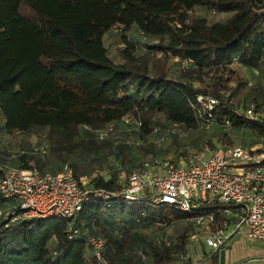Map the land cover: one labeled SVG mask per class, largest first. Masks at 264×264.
Wrapping results in <instances>:
<instances>
[{"label":"trees","instance_id":"obj_1","mask_svg":"<svg viewBox=\"0 0 264 264\" xmlns=\"http://www.w3.org/2000/svg\"><path fill=\"white\" fill-rule=\"evenodd\" d=\"M195 6L228 14L209 22L191 13ZM131 27L156 39L152 46L159 53L178 58L174 63L182 65L177 75L168 74L161 65L148 70L137 59L127 33ZM110 30L121 34L122 61L105 47L104 36ZM234 62L255 69L264 65V0H0V130L48 127L54 145L60 147L73 145L81 128L91 132L124 115L141 119L142 133L152 129L154 113L193 128L207 124L196 95L211 93L218 99L212 111L216 122L224 124L228 119L229 125L264 137L262 121L235 113L232 93L226 96L212 86L221 71H234ZM179 155L187 158L190 153L182 150L173 158ZM40 156L22 151L16 166L43 170ZM90 184L112 190L119 185L117 173L107 178L97 175ZM226 207L211 203L203 208L215 215L213 230L225 219ZM166 209L177 219L192 214L119 197L85 203L71 219L49 215L11 221L2 216L0 264H100L87 237H106L94 228L102 213L161 222L168 217ZM74 228L77 233L70 236ZM177 241L183 246L185 238L178 236ZM149 247L154 264L173 259L167 245ZM105 256L108 264H124L114 256L108 240ZM212 256L217 262L219 251Z\"/></svg>","mask_w":264,"mask_h":264},{"label":"built area","instance_id":"obj_2","mask_svg":"<svg viewBox=\"0 0 264 264\" xmlns=\"http://www.w3.org/2000/svg\"><path fill=\"white\" fill-rule=\"evenodd\" d=\"M196 101L206 114V125L218 123L212 117L217 97L211 93H198ZM230 101L235 113L264 124V113L257 103L251 101L238 106L232 97ZM125 122L135 128L142 124L141 119L130 116ZM224 124H229V120L225 119ZM183 127L179 122H170L164 134L182 136L185 134ZM48 148V143L43 141L32 147V153L42 155ZM117 182L119 185L112 190L94 186L82 176H76L67 163L58 171L40 170L36 166L0 165V196L10 201L11 209L4 217L11 221L49 215L71 219L85 203L109 202L120 197L191 212L189 218L193 224L205 232V243L215 248L238 230H243L248 239H257L264 244V142L250 146L215 144L212 152L198 151L187 158L152 155L128 171H119ZM211 203L227 205L226 217L215 230L211 227L215 221L214 213L203 211ZM76 233V228L71 229L70 236ZM196 237L195 232L191 233L190 238ZM87 243L98 263L108 264L106 237L89 235Z\"/></svg>","mask_w":264,"mask_h":264},{"label":"rangeland","instance_id":"obj_3","mask_svg":"<svg viewBox=\"0 0 264 264\" xmlns=\"http://www.w3.org/2000/svg\"><path fill=\"white\" fill-rule=\"evenodd\" d=\"M191 13L195 16H204L209 22L221 20L228 14L212 11L203 6H195ZM127 33L133 40L137 59L147 65L148 70L161 65L168 74L177 75L182 63H174L176 60L174 56H164L153 48L152 43H157L156 40L142 34L135 27H131ZM104 44L115 60H123L118 52V49L123 47L120 33L108 31L104 36ZM232 67L233 72L221 71V76L212 82V86L232 93L236 105L241 106L252 101L257 103L264 113V65L255 71L245 69L239 64H233ZM127 116L133 117L124 115L91 132L81 128L80 135L75 138L73 145L60 147L54 145L48 127L33 128L27 132L3 133L0 130V156H4V160L0 159V165H17L20 150L38 157V154L32 153V147L46 141L49 145L48 151L39 157L43 170L57 171L65 163L70 166L73 164L76 172L90 183V180L97 175L107 178L113 173L128 171L135 164L152 155L174 156L182 150L190 154L198 151L212 152L215 144L230 145L227 143L228 140L231 144L240 143L245 146L264 142L261 134L249 128L223 123L206 125L200 122L193 128L183 127L185 134L182 136L165 135L164 132L170 126V121L163 113H154L150 125L152 129L148 133H142L139 128L131 127L125 122ZM154 127H157L156 131ZM208 140L211 144H208ZM55 149L60 152L61 157L56 154ZM9 204L4 200L0 202L3 217L10 213ZM165 211L169 213L168 217L166 216L161 222H140L133 215L109 216L102 213L95 220L94 228L98 233L106 235L110 250L124 264H154L150 243L158 247L163 244L170 247L173 257L171 261L178 262L186 256L191 233L201 230L193 225L190 218L177 219L171 216L170 209ZM178 236L187 239L183 246L177 241ZM202 238L198 235L195 244L205 243ZM230 242L226 261L229 259L237 261L249 256L250 240L243 231L231 238Z\"/></svg>","mask_w":264,"mask_h":264},{"label":"crops","instance_id":"obj_4","mask_svg":"<svg viewBox=\"0 0 264 264\" xmlns=\"http://www.w3.org/2000/svg\"><path fill=\"white\" fill-rule=\"evenodd\" d=\"M233 64L238 65L237 62H234ZM243 67L245 69H249L250 71L256 70L255 68H249L246 66H243ZM249 83H250V81H249ZM3 157L4 156H0V159L4 160ZM16 162H18V161H16ZM5 201H7V203H10L9 200H5ZM198 229H200V228H198ZM200 230L201 231L195 232V233L197 234V236L199 235L202 238L204 236L205 232L202 229H200ZM241 231H243V230H238V231H235L234 233H232L230 235V237L224 242V244L218 246L217 248H215V247L210 248L207 245H205L204 242L195 244L196 239L191 238V240L187 246L188 248H187L185 258L181 261H178V262L171 261L167 264H219V259L216 262L215 258L212 255L214 252L220 251V249H224V264H264V258H263L264 244L257 239H249L250 240V243L248 245L249 252H250L249 256H246L245 258H242L241 260H237V261H235L233 259H229L226 261V258L228 255L227 247H228V245L230 246V243H231L230 239L233 238L234 236L239 235V233ZM186 241H187V239L184 242H186Z\"/></svg>","mask_w":264,"mask_h":264},{"label":"water","instance_id":"obj_5","mask_svg":"<svg viewBox=\"0 0 264 264\" xmlns=\"http://www.w3.org/2000/svg\"><path fill=\"white\" fill-rule=\"evenodd\" d=\"M219 264H224V249L219 251Z\"/></svg>","mask_w":264,"mask_h":264}]
</instances>
